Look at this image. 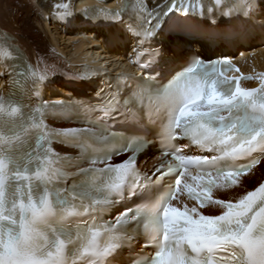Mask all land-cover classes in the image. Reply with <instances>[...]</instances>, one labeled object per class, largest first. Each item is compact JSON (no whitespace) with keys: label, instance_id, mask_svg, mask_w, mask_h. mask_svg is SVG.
I'll return each instance as SVG.
<instances>
[{"label":"snow or ice","instance_id":"obj_1","mask_svg":"<svg viewBox=\"0 0 264 264\" xmlns=\"http://www.w3.org/2000/svg\"><path fill=\"white\" fill-rule=\"evenodd\" d=\"M63 9L60 20L77 11L72 0ZM90 9L93 22L124 18L122 10L107 7L79 11ZM171 12L207 15L212 24L215 13L239 15L264 28V0H204L199 8L183 0H137L135 18L126 27L136 38L134 52L150 49L146 69L162 55L175 58L184 42L173 35L163 49L151 45ZM0 56L5 64L0 75L9 89L0 96V264H264V183L238 198L212 195L226 186L241 188L264 158V80L258 88L242 87L241 77L227 78L218 70V65L230 70V58L196 56L167 81L147 72L100 109L64 97H38L33 108L18 91L22 74L13 66L15 58L2 50ZM49 78L33 80L35 90ZM105 91L98 90V101ZM56 106L69 115L74 107L99 111L101 118L84 126L69 119L68 127H49L43 121ZM118 122L136 131L119 129ZM156 126L159 146L168 149L163 156H174L175 175L172 165L166 175L162 162L151 175L137 167L141 151L154 142L149 132ZM189 136L187 145L177 147ZM53 141L69 150L61 154ZM193 143L198 155L187 154ZM192 165L207 171L189 183ZM166 178L169 183L155 195ZM185 192L198 203L174 206ZM207 206H216L219 214H204ZM142 240L149 242L142 247ZM148 249L152 254L145 256Z\"/></svg>","mask_w":264,"mask_h":264},{"label":"bare ground","instance_id":"obj_2","mask_svg":"<svg viewBox=\"0 0 264 264\" xmlns=\"http://www.w3.org/2000/svg\"><path fill=\"white\" fill-rule=\"evenodd\" d=\"M61 0H0V50L7 42L22 50L28 62H34L41 55L46 63L57 72H67L70 75L91 74L93 71H105L106 75H111L112 69L117 71L121 68H130L128 57L125 51L131 48H117L107 50L102 43L91 39L94 31L86 32L87 36L80 34L77 29H69L65 33L64 28L56 24H48L44 16L48 14L52 5ZM74 4L80 8L92 0H73ZM199 53L203 52L205 44L193 43ZM168 44V41L165 42ZM251 45L239 51L241 65L244 69L264 71V44ZM171 46V45H170ZM254 47V48H253ZM184 48L181 55H188ZM121 67V68H120ZM0 74L2 71L0 69ZM97 76V75H95ZM7 77L0 75V88L6 87ZM94 81H84L83 84L73 88L79 96H86L94 90ZM46 94V99L62 98V91ZM154 156L150 152L149 157ZM146 166L152 165L149 159ZM264 176V160L258 168L256 174L249 173L245 183L241 188H234L232 197H238L245 189H249Z\"/></svg>","mask_w":264,"mask_h":264},{"label":"rangeland","instance_id":"obj_3","mask_svg":"<svg viewBox=\"0 0 264 264\" xmlns=\"http://www.w3.org/2000/svg\"><path fill=\"white\" fill-rule=\"evenodd\" d=\"M254 47L256 48V47H258V45H255ZM254 47H253V48H254ZM246 48H247V47H246Z\"/></svg>","mask_w":264,"mask_h":264}]
</instances>
